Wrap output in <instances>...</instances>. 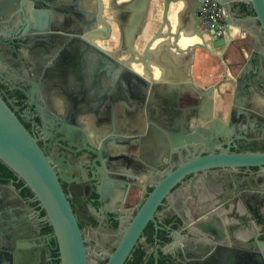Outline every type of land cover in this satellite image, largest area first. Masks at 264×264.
I'll use <instances>...</instances> for the list:
<instances>
[{
    "label": "flooded vegetation",
    "instance_id": "af4514ba",
    "mask_svg": "<svg viewBox=\"0 0 264 264\" xmlns=\"http://www.w3.org/2000/svg\"><path fill=\"white\" fill-rule=\"evenodd\" d=\"M9 1L0 18V95L55 166L89 264L108 263L169 169L210 152L264 154V28L252 0L220 5L215 34L196 12L202 35L194 31L196 43L214 53H195L222 62L233 35H242L241 62L222 66L231 88L224 112L214 109L216 84L194 80L195 54L189 62L172 54L170 62L147 67L120 60L155 35L166 36L165 19L175 22L182 4L166 13L165 0ZM227 16L235 24L229 35ZM213 36L231 44L214 49ZM183 38L185 49L190 40ZM169 84L193 86L180 95ZM178 136L189 151L177 142L169 167L152 149L172 147ZM19 182L0 183V264H60L45 212ZM262 217L264 167L199 173L193 188H175L161 201L123 264H264ZM184 220L192 222L193 237L183 234Z\"/></svg>",
    "mask_w": 264,
    "mask_h": 264
},
{
    "label": "water",
    "instance_id": "95a60500",
    "mask_svg": "<svg viewBox=\"0 0 264 264\" xmlns=\"http://www.w3.org/2000/svg\"><path fill=\"white\" fill-rule=\"evenodd\" d=\"M204 1L205 0H165L166 13L171 11L174 4L183 3V10L180 14V26L174 30L171 20L166 17L165 24L168 27L166 36L162 34L155 35L147 43L142 54H138L139 52L132 53L133 57L131 61L142 63L144 67H147L148 61L153 60H160L164 63H167L169 60L170 62L172 51L170 46L173 43V39L176 52L179 55L185 56V62H189L190 59L192 61L193 55L197 49H203L213 54L214 50L204 44L196 43L195 46L185 48V50L179 46L180 33L185 29H190L193 34L194 31H196L199 37L202 36L199 30L200 20L197 18L196 12L199 8L203 7ZM212 1L224 6L225 9L228 8L227 0ZM8 3L12 5L14 2L0 0V18L3 16L4 12H7V10H2V7L4 5L7 6ZM252 3L258 15L257 19L264 28V0H252ZM182 16L184 17L182 18ZM187 16L193 18L194 26L190 25L189 22L185 23L182 21L185 20ZM226 25L225 30L229 35L231 33V26L235 25L230 16H227ZM218 30L219 27L216 24L211 34H215ZM160 40H167L168 44L166 46L164 45L165 47H162L159 51H152L153 45ZM202 40L206 43L203 37ZM230 44L231 38L226 40L225 38L217 39L213 36L212 46L214 49L228 47ZM165 48L166 52H164L165 54L163 56V49ZM190 52L191 54H189ZM185 66L186 65H184V68ZM192 86L193 84H190V87ZM173 87L180 95L186 94L190 88L189 84H184V86L169 84V88ZM215 89V87H211L208 90V94L214 92ZM237 101L235 100V103H237ZM206 103L204 104V101H202L200 110L205 107ZM209 104L210 106L213 104L212 99H210ZM174 141H176V143H174L172 147L165 145L152 149L153 156L157 158L166 157L169 159L167 162L169 167L172 153L179 152L178 149L180 148V144L182 145V149L189 151V148L182 144L183 138L181 136L176 137ZM177 142H180V144ZM0 162L11 170L19 181L24 183V187L30 190L41 210L45 212L46 222L52 227L58 241L60 264H89L87 249L84 244L81 229L78 225L77 217L63 189L60 176L55 166L52 164L50 158L46 156L38 139L25 127L16 112L1 95ZM259 167H264V154L231 155L227 152L220 154L210 152L204 156H196L185 162L182 161L179 165L169 169L162 176L163 178L155 184L153 191L144 202L134 222L131 224V227L127 230L121 245L117 251L111 255L107 264H123L140 233L144 229L146 222L160 205L161 201L165 199L173 189H181L188 186L193 188L195 186V178L199 173L204 174L211 170H236L238 168ZM14 188L15 187L10 188L9 190L12 191ZM261 220L264 221V217H262ZM191 223L192 222H186L184 220L182 224V232L188 238L193 237L192 233L194 227ZM182 251L187 253L190 249H188V246H185ZM37 261L39 264V260Z\"/></svg>",
    "mask_w": 264,
    "mask_h": 264
},
{
    "label": "crops",
    "instance_id": "0c3cea01",
    "mask_svg": "<svg viewBox=\"0 0 264 264\" xmlns=\"http://www.w3.org/2000/svg\"><path fill=\"white\" fill-rule=\"evenodd\" d=\"M241 36H242L241 34L233 35L232 37L233 44L226 52V60L222 62H220L214 57L205 54L201 50H198V52H196L194 55L192 62L193 63L192 75L194 80L197 83L204 86L216 84V87H218L215 93V101H216L214 105L215 111H219V110L223 112L227 111L226 109L229 104L228 92L231 91V88L228 84H225V82L223 81L227 73L224 71L222 66L227 67L228 63L238 65L241 62L238 51L236 49L237 46L239 45V39L241 38ZM182 49L185 50L184 48ZM134 51L136 53L139 52V50L136 49H134L132 52L129 51L123 52L120 60L131 61V58L133 57L132 53Z\"/></svg>",
    "mask_w": 264,
    "mask_h": 264
},
{
    "label": "built area",
    "instance_id": "2783aa9c",
    "mask_svg": "<svg viewBox=\"0 0 264 264\" xmlns=\"http://www.w3.org/2000/svg\"><path fill=\"white\" fill-rule=\"evenodd\" d=\"M200 18L204 29H213L216 24L222 21V8L212 0H205L203 7L200 8ZM220 34L221 32H218V35Z\"/></svg>",
    "mask_w": 264,
    "mask_h": 264
},
{
    "label": "bare ground",
    "instance_id": "6f19581e",
    "mask_svg": "<svg viewBox=\"0 0 264 264\" xmlns=\"http://www.w3.org/2000/svg\"><path fill=\"white\" fill-rule=\"evenodd\" d=\"M178 4H182L183 5V3H178ZM174 5H176V4H174ZM184 6V5H183ZM181 9V8H180ZM172 22V21H171ZM180 24H181V20H180V17H178V18H176L175 19V22H172V26H173V28H174V30H176L179 26H180ZM232 31V30H231ZM234 31V30H233ZM185 34V35H184ZM233 34V33H232ZM182 37H184L185 38V40L187 39H189L190 40V42L189 43H187V45H186V48L187 47H189V46H191V45H194L197 41H198V39L194 36V34H193V32L190 30V29H185L184 31H182L181 33H180V39H179V44H180V40H181V38ZM184 38H183V40H184ZM187 42V41H186ZM167 43H168V41L167 40H160V41H158L156 44H154L153 45V47H152V51H159L162 47L164 48L166 45H167ZM165 45V46H164ZM184 46V45H183ZM172 54L173 55H175L176 56V59H180V57H184L185 58V56L184 55H179L176 51H171V56H172ZM191 60V59H190ZM154 64H155V62H157V60H153L152 61ZM155 82V81H154Z\"/></svg>",
    "mask_w": 264,
    "mask_h": 264
},
{
    "label": "trees",
    "instance_id": "16d2710c",
    "mask_svg": "<svg viewBox=\"0 0 264 264\" xmlns=\"http://www.w3.org/2000/svg\"><path fill=\"white\" fill-rule=\"evenodd\" d=\"M11 179L17 180V177L14 175V173L11 170H9L4 164L0 162V183H7ZM18 187L23 188L24 183L20 181L18 183ZM25 192L29 193V195H32L28 188H25Z\"/></svg>",
    "mask_w": 264,
    "mask_h": 264
},
{
    "label": "rangeland",
    "instance_id": "374dc122",
    "mask_svg": "<svg viewBox=\"0 0 264 264\" xmlns=\"http://www.w3.org/2000/svg\"><path fill=\"white\" fill-rule=\"evenodd\" d=\"M146 44V42H144ZM148 43V42H147ZM187 44V43H186ZM186 44H183V45H186ZM142 51L139 50V53L138 54H142L143 50L144 49H141Z\"/></svg>",
    "mask_w": 264,
    "mask_h": 264
}]
</instances>
